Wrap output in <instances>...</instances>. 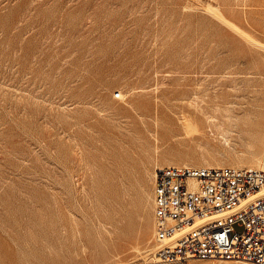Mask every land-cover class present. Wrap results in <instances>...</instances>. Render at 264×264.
Masks as SVG:
<instances>
[{
    "label": "rangeland",
    "instance_id": "374dc122",
    "mask_svg": "<svg viewBox=\"0 0 264 264\" xmlns=\"http://www.w3.org/2000/svg\"><path fill=\"white\" fill-rule=\"evenodd\" d=\"M242 32L264 0H0V264H155L159 167L264 156Z\"/></svg>",
    "mask_w": 264,
    "mask_h": 264
},
{
    "label": "built area",
    "instance_id": "2783aa9c",
    "mask_svg": "<svg viewBox=\"0 0 264 264\" xmlns=\"http://www.w3.org/2000/svg\"><path fill=\"white\" fill-rule=\"evenodd\" d=\"M179 231L184 233L175 238ZM154 241L155 264L208 259L264 264V157L259 169L159 167Z\"/></svg>",
    "mask_w": 264,
    "mask_h": 264
},
{
    "label": "bare ground",
    "instance_id": "6f19581e",
    "mask_svg": "<svg viewBox=\"0 0 264 264\" xmlns=\"http://www.w3.org/2000/svg\"><path fill=\"white\" fill-rule=\"evenodd\" d=\"M213 8V7H212ZM215 9H217V8H215ZM216 12L218 13L217 15H219V17L223 20V21H225V22H227V20L225 19V18H223V16L221 15V13H220V10H216ZM215 12V13H216ZM230 26H232L233 28H235L236 30H238V28L237 27H235V25H232V24H230V23H228ZM247 32V31H246ZM242 34H243V36H245L248 40V42L250 41V42H252L254 45H257V46H259V47H262V48H264V44H262L259 40V42L258 41H256L255 39H253V38H251L249 35H246V34H244L243 32H242ZM251 36H253V35H251ZM119 93H120V95H121V92L119 91ZM213 99V98H212ZM214 106V105H213ZM216 106V105H215ZM143 113V112H142ZM146 115V114H145ZM145 115H144V118H145ZM214 116V115H213ZM227 116H228V114H227ZM156 117V116H155ZM142 119V118H141ZM143 120V119H142ZM263 131H264V128H263ZM227 133V132H226ZM224 135V134H223ZM232 135V134H231ZM226 137H227V135H225ZM230 136V135H229ZM224 137V136H223ZM224 139H225V137H224ZM228 139H229V137H228ZM226 141V140H225ZM264 157V156H263ZM179 162V161H178ZM262 163H263V158H261L260 156H256V157H254V158H252L249 162H248V168H253V169H259V168H261L262 167ZM162 164V163H161ZM180 164V163H179ZM181 164H183V163H181ZM185 164V163H184ZM205 165H206V167H221V166H224L223 164H213V163H205ZM226 165V164H225ZM159 166H161V165H159ZM203 167V166H202ZM154 176V175H153ZM151 197V196H150ZM251 199H249V200H247V201H245L243 204H246L247 202H249ZM151 224V223H150ZM153 225V224H152ZM184 233V231H179L177 234H176V236H175V238L176 237H179V236H181L182 234ZM154 247V246H153ZM156 247H154V249H155ZM153 249V251H155ZM150 250V249H149ZM157 250H158V247H157V249H156V252L155 253H157ZM150 252V251H149ZM152 252V251H151ZM147 253H148V251H147ZM149 254V253H148ZM156 255V254H155ZM155 257V256H154ZM156 262V261H155Z\"/></svg>",
    "mask_w": 264,
    "mask_h": 264
}]
</instances>
